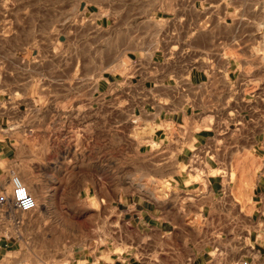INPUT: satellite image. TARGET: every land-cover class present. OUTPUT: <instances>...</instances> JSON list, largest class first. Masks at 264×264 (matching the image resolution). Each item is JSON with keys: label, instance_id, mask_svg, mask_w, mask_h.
Instances as JSON below:
<instances>
[{"label": "crops", "instance_id": "crops-1", "mask_svg": "<svg viewBox=\"0 0 264 264\" xmlns=\"http://www.w3.org/2000/svg\"><path fill=\"white\" fill-rule=\"evenodd\" d=\"M126 3L102 11L87 0L80 36L64 28L20 50L16 82L10 67L0 73V195L11 172L24 177L35 217L53 208L46 188L83 186L85 237L62 264H264V0ZM79 47L93 68L80 120L109 123L112 139L120 126L124 142L101 149L94 179L76 184L28 139L40 85L27 74L77 66ZM49 80L41 87L70 105L72 86ZM18 217L0 219V264H19L33 234Z\"/></svg>", "mask_w": 264, "mask_h": 264}, {"label": "rangeland", "instance_id": "rangeland-1", "mask_svg": "<svg viewBox=\"0 0 264 264\" xmlns=\"http://www.w3.org/2000/svg\"><path fill=\"white\" fill-rule=\"evenodd\" d=\"M86 1L0 0V50L7 56L5 59L7 65L0 64V73L3 75L10 67L13 74L10 82H16L18 76L13 72L15 64L13 57L20 50L44 46L47 38H54L55 34L64 28H73L72 34L80 36L82 34L80 10ZM89 1L95 4L92 5L94 9L100 8L102 11L118 5L126 8L127 5L126 0ZM80 45L82 48V43ZM78 51L81 57L74 60L77 66H72L71 63L70 68L57 70L45 68L41 71L42 74L36 72L27 74L28 79L32 78L30 82L40 85V89L37 90L35 86V90L31 92L38 100L40 107L36 121L31 123L33 131L29 132L28 139L31 140V144L48 150L44 157L54 161L56 178L66 174L71 177L76 176L74 181L76 184H78L79 175H81L79 182L82 183L83 175L88 181L94 179L98 173L94 170L95 161L100 157L97 153L101 149L110 146L114 141L124 142L122 137L124 133L120 130V126L118 135L121 137L117 135L118 138L112 139V135L117 131L112 129L109 123L98 124L93 117L89 116L87 122L80 120L82 119L79 115L82 113V98L92 97L87 91L82 90V84L90 69L93 68L90 65H83L82 49L80 50L79 47ZM106 67L104 68H109V66ZM35 77L36 79H33ZM52 77L65 78L63 81L72 86L69 92L70 105H62V91L49 94L41 87L50 82L49 78ZM24 81L28 80L24 79ZM82 166L86 170H82ZM27 182L25 181L26 185ZM46 189L54 195L53 208L47 212L38 213L35 217L31 212L22 215L24 219L26 218L23 229L33 234L29 233L26 235L27 238H24L26 249L17 257L19 264H62L67 259V252L72 245L85 237L82 235V222L88 224L87 212L74 197L79 189H83V186L82 188L77 185L55 186ZM51 189L52 191H49Z\"/></svg>", "mask_w": 264, "mask_h": 264}, {"label": "built area", "instance_id": "built-area-1", "mask_svg": "<svg viewBox=\"0 0 264 264\" xmlns=\"http://www.w3.org/2000/svg\"><path fill=\"white\" fill-rule=\"evenodd\" d=\"M10 183L11 192L0 195V219L8 221L12 214H18L16 222L22 224V215L37 209V201L19 174L11 172ZM239 264H251V262L244 259Z\"/></svg>", "mask_w": 264, "mask_h": 264}, {"label": "bare ground", "instance_id": "bare-ground-1", "mask_svg": "<svg viewBox=\"0 0 264 264\" xmlns=\"http://www.w3.org/2000/svg\"><path fill=\"white\" fill-rule=\"evenodd\" d=\"M22 177H23V175H22ZM23 180H24V177H23ZM28 184H27V186H28V188H29V190H30V192L32 193V195L35 197V199H36V201H37V209H35L36 211H39V210H41V203H40V199H39V197H38V195H36V193H34L33 194V188H32V185H31V183H29V182H27ZM31 212H33V211H31ZM34 214V213H33ZM34 216V215H33Z\"/></svg>", "mask_w": 264, "mask_h": 264}, {"label": "clouds", "instance_id": "clouds-1", "mask_svg": "<svg viewBox=\"0 0 264 264\" xmlns=\"http://www.w3.org/2000/svg\"><path fill=\"white\" fill-rule=\"evenodd\" d=\"M25 207H27V205H25Z\"/></svg>", "mask_w": 264, "mask_h": 264}]
</instances>
